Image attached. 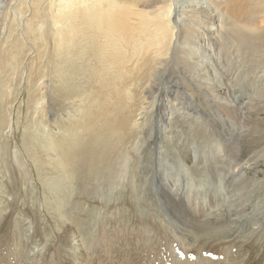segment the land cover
<instances>
[{
    "label": "bare ground",
    "instance_id": "bare-ground-1",
    "mask_svg": "<svg viewBox=\"0 0 264 264\" xmlns=\"http://www.w3.org/2000/svg\"><path fill=\"white\" fill-rule=\"evenodd\" d=\"M5 1L3 0L6 5L0 6V31L2 32L4 29L3 18L7 16L5 15V13L7 14L6 10L10 12L8 10L9 1ZM189 1L30 0L31 5L28 4L30 5L28 8L33 14V18L28 24L27 31H29L30 42L37 49L36 57L43 64L39 69L41 76L39 79L44 78L48 82L45 84V88L49 106L43 107L40 111L42 119L49 120L48 117L52 116L50 124L53 126V130L43 136L41 127H35V124H32L30 129L35 128V131H32L37 135L27 136L25 153L31 157V162L37 167V173L41 181H44L43 184L54 191L56 195L63 188L69 189L70 187L74 191L76 187V192H80L79 195L77 194L78 197L88 196L93 199L104 197L106 187L112 186L110 183L122 179L128 180V177L132 176V172L134 174L136 169L134 161L128 158V155L123 152V148L127 143V138L133 132L132 124L137 125V121L133 122L138 117L137 112L146 111L148 105L152 106L157 103L158 99L155 96L160 93L163 79L167 74L173 80L168 83L169 86L165 89L175 92V95L180 94V97H185L181 94L183 89L189 90L192 97L199 96L198 90L201 89H204L208 94L213 91L211 86H214V77L210 76L211 82H208V79L205 80L207 71L204 70L205 68L203 69L201 63L192 60L191 56L198 49L193 47L189 50V45L194 44L193 42L196 40L201 41L210 49L215 48L218 55H225L230 46H236L244 57L249 60L254 59L258 66L264 67V0H206L209 5L202 9L196 8L203 4L202 0ZM25 3L26 1L22 0L19 2V6L25 5ZM12 20L8 39H12L13 34L17 32L15 29L18 26L17 16H14ZM215 25L217 28L214 30ZM211 29H213L212 32ZM206 31L210 33L208 34ZM20 36L18 34L13 37L14 44L8 45L6 53L0 57V85L3 83L1 79L5 81V78L2 77L7 73L19 75L21 63L24 61L28 47L20 39ZM181 79L184 81L182 87L180 86ZM9 83L10 80L7 79L4 88ZM8 89L0 90L1 100H4L8 95ZM216 89L213 94L218 91ZM36 90L29 87L31 94L37 92ZM170 93H165L169 104L178 102L181 103V106L186 105L181 101L182 98L178 100ZM160 100H158L159 103ZM138 101H141L143 108H138ZM165 101L163 102L167 103ZM6 105L7 101L4 104L0 103V111L5 113L1 117L0 133L9 124ZM221 106L228 113L244 112L243 103L231 106L221 104ZM36 109L38 110L37 107ZM61 111L67 113L66 119L57 116ZM259 118L261 117L250 115L248 122L252 123ZM137 129L139 128L137 127ZM135 136L137 135L135 134ZM36 145L39 146V150L33 149ZM143 146H141L142 150H145ZM45 154H52V156L45 158ZM250 161L253 160H248L246 164H249ZM240 162L238 158H233L231 162L228 160L227 165L223 167L231 169L232 175L237 176L238 170L233 171V167H239ZM143 164L150 165L151 161L146 158ZM46 166L51 167V172H57L59 175L47 178L44 173ZM244 167L246 166L241 165L239 170ZM142 172L144 174L142 177L149 181L148 177L152 175L151 170L144 167ZM41 173L43 174L41 175ZM157 175L155 184L160 195H163V204H169V207L174 211H179L178 213L182 217H186V219L183 218V225L178 227L180 232L186 230L190 225L205 227L210 224L209 219L218 207L213 200L214 196L202 201L204 206H200L199 194L195 192L196 189L190 188L187 192L186 186L179 184L180 181L170 185L166 182L164 174L157 171ZM210 176L213 177V175ZM234 185L236 184L234 183ZM213 189L215 188L213 187ZM75 202V204L72 202V210L70 209L69 221L66 222L68 225L64 232L65 239H71L74 236L68 245L71 251L69 264H142V256L137 255L141 248L140 253H144L148 248L147 252H154L152 244L155 239L148 235L151 231H145V228H143V233L147 234L145 238L142 237V234V236L139 235L140 231L134 225L133 227L131 225L124 233L123 230L119 231L116 236L108 235L96 238L97 236L92 234L93 230L84 231L85 228L81 223L78 224L79 218H77L79 216L77 212L82 211L80 205L83 201ZM60 203L57 204L59 208L65 207L63 206L64 202L60 201ZM239 214L241 215V212ZM218 222L216 221L217 224ZM175 235L179 236L183 242L186 240L182 233L175 232ZM76 239L79 242H76ZM116 240L122 241L118 247L114 243ZM32 243H34L33 239L29 238L27 248L26 244L20 246L22 249L18 254L19 259L20 257L24 259L26 255L28 259L38 261L39 255L35 249L31 248ZM136 248L137 250L134 252ZM176 251H179L178 246L171 244L164 250L163 259L169 257L165 261L172 264L180 259V252L177 255ZM20 261L18 260V262ZM153 261H157V258H154ZM153 261L144 263L143 260V263L152 264ZM195 261L197 262V260ZM161 263L166 262L163 260Z\"/></svg>",
    "mask_w": 264,
    "mask_h": 264
},
{
    "label": "rangeland",
    "instance_id": "rangeland-1",
    "mask_svg": "<svg viewBox=\"0 0 264 264\" xmlns=\"http://www.w3.org/2000/svg\"><path fill=\"white\" fill-rule=\"evenodd\" d=\"M8 1L10 12L6 10L7 16L4 17L6 21L3 18L4 29L3 32L0 31V57L4 56L8 45L14 44L13 37L18 34L28 47L19 75L15 74V77L7 73L2 78H5V81L9 79L10 83L4 88L5 81L1 79L3 83L0 85L3 86L1 91L9 88L5 99H0V103L3 104L7 101L6 115L9 123L0 133V264H69L71 251L68 245L74 236L65 239L64 232L68 225L66 222L69 221L72 202L75 204V201H83L82 204L80 203L82 211L77 212L78 224L81 223L86 232L93 230L92 234H95L96 238L116 236L121 230L123 233L126 232L131 225L138 227L139 235L142 234L143 238L147 236L143 233V228L145 231H151L148 235L155 239L152 244L154 252L151 249L152 253L147 252L148 248L144 253H140L141 248L137 255L142 256V264L147 261L150 263L154 258H157V261H153L155 264H160L163 260L171 264L165 261L169 257L166 259L162 257L164 250L171 244H176L180 252V254L175 252L180 255V259L172 264L189 262L190 264H264V67L258 66L254 59L249 60L244 57L236 46H230L225 55H218L215 48L210 49L196 40L194 44L189 45V50L193 47L198 49L191 57L196 63H201L203 69L207 71L205 80L211 82L210 76L214 77V86H211L213 91L208 94L204 89H197L200 92L199 96L192 97L189 90L183 89L181 94L185 97H180V94L175 95V92L165 89L173 80L167 74L163 79L160 93L155 97L165 101L167 99L165 93L171 92L170 94L178 100L182 98L181 101L186 105L181 106L178 102L169 104L168 100L165 101L167 103L161 100L159 103L157 100L152 106L148 105L147 112L145 110L137 112L138 117L133 121L134 123L137 121V125L132 124L134 136L131 133V138H127L123 148L128 158L134 161L136 167L134 174L131 169L132 176L128 177V180L122 179L116 181L117 183H110L112 186L106 187L104 197L95 199L88 196L78 197L80 192H76V187L74 191L70 187L63 188L64 191L62 189L56 195L43 184L44 181H41L37 173V167L31 162V157L25 153L27 136L37 135L33 134L35 128L30 129L32 124L41 127L43 136L53 130L50 124L52 116L48 117L49 120L42 119L40 111L43 107L49 106L45 88L48 82L44 78L39 79L41 77L39 69L43 64L36 57L37 49L30 42L27 31L28 24L33 18L29 9L31 2L23 0L26 1L25 5L19 6L22 0L5 2ZM202 1L203 4L196 8L202 9L209 5L208 1ZM5 5L3 0H0V6ZM14 16L18 19V26L15 28L17 32L13 34L12 39H8ZM216 28L217 25L213 27L214 30ZM182 83L184 84V81L181 79V87ZM30 86L37 89V92L31 94ZM215 88L218 91L214 95ZM132 90L135 91L134 88ZM140 102L138 101V108H143ZM238 103H243L244 112L228 113L221 106V104L231 106ZM4 114V111H0V125ZM250 115L261 118L249 123ZM57 116L66 119L67 113L61 111ZM37 146L33 149L39 150ZM141 146L145 150H142ZM48 156L52 154L44 157L48 158ZM146 158L151 161L150 165L143 164ZM233 158H238L241 165L246 166L241 170H239L241 165L233 167V171L238 170L237 176L232 175L231 169L223 167ZM248 160L253 161L246 164ZM144 167L151 170L149 181L142 177ZM44 169L47 178L59 175L57 172H51L49 166ZM157 171L164 174L165 179L168 180L166 182L170 185L180 181L179 184L186 186L187 192L190 188L196 189L200 206H204L202 201L214 196L213 200L220 208L214 210L216 214L210 217L208 226L190 225L185 228L186 230L179 231L178 227L183 225L182 222L186 217H182L179 211H174L169 204H163V195H160L155 184ZM255 172L257 174H254ZM59 200L65 203L63 205L65 207L59 208L57 205L60 203ZM216 221H219L218 224ZM137 224L138 226H135ZM79 227L81 228L80 225ZM175 232L182 233L186 240L183 242ZM29 238L34 241L31 248L38 253V261L28 259L26 255L24 259L23 257L19 259L18 254L22 249L20 246L24 244L25 247L28 246ZM110 238L112 239V236ZM76 242L79 240L76 239ZM114 243L118 247L122 241L116 240ZM136 250L137 248L134 252Z\"/></svg>",
    "mask_w": 264,
    "mask_h": 264
}]
</instances>
